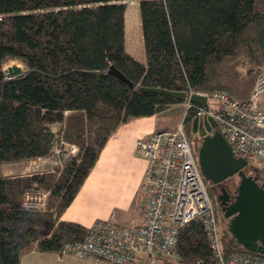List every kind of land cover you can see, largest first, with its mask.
I'll list each match as a JSON object with an SVG mask.
<instances>
[{
    "label": "trees",
    "instance_id": "1",
    "mask_svg": "<svg viewBox=\"0 0 264 264\" xmlns=\"http://www.w3.org/2000/svg\"><path fill=\"white\" fill-rule=\"evenodd\" d=\"M134 1L145 64L124 48V12ZM6 59L25 68L4 70ZM111 67L133 88L109 75ZM263 72L264 0H0V168L48 159L61 144L78 148L75 158L46 173L0 171V264H20L33 247L59 254L63 245L84 241L89 229L60 218L108 139L124 123L186 103L141 89L186 97L218 92L243 101ZM196 116L190 108L182 126L197 161ZM204 183L217 218L216 186ZM30 192L48 194L45 208L24 205ZM221 241L226 252L246 253L227 229ZM176 251L184 264L210 259L201 223L180 230Z\"/></svg>",
    "mask_w": 264,
    "mask_h": 264
},
{
    "label": "built area",
    "instance_id": "2",
    "mask_svg": "<svg viewBox=\"0 0 264 264\" xmlns=\"http://www.w3.org/2000/svg\"><path fill=\"white\" fill-rule=\"evenodd\" d=\"M200 96L216 105L208 104L204 111L186 101V112L194 107L196 117L211 118L233 157L247 164H259L264 174V72L246 100L238 101L218 92ZM64 146L69 145L53 148L50 157L53 166L62 165L78 153L73 145L66 153ZM134 155L147 163L135 222L130 226L99 222L88 230L83 242L63 245L60 256L99 264H132L137 258H147L149 264H156V259L162 257L184 264L176 251L177 236L186 225L199 222L208 240L210 259L191 264H264V255L224 250L215 210L182 124L174 131L161 130L138 140ZM47 196V193H27L24 205L43 209Z\"/></svg>",
    "mask_w": 264,
    "mask_h": 264
},
{
    "label": "crops",
    "instance_id": "3",
    "mask_svg": "<svg viewBox=\"0 0 264 264\" xmlns=\"http://www.w3.org/2000/svg\"><path fill=\"white\" fill-rule=\"evenodd\" d=\"M184 107L185 104L176 105L167 110L179 112L180 120L175 129L186 115ZM163 113L134 119L118 127L108 139L81 190L62 214L60 221L78 224L85 229H90L99 222H112L119 226H130L135 222L147 163L134 155V146L138 140L146 139L157 131L168 130L161 123L155 122L156 117ZM36 161L28 163L35 165ZM9 173L1 171V175L5 177H11ZM92 178L95 180L92 181ZM20 264L99 263L60 256L57 253H39L33 247L21 256Z\"/></svg>",
    "mask_w": 264,
    "mask_h": 264
},
{
    "label": "water",
    "instance_id": "4",
    "mask_svg": "<svg viewBox=\"0 0 264 264\" xmlns=\"http://www.w3.org/2000/svg\"><path fill=\"white\" fill-rule=\"evenodd\" d=\"M109 75L114 76L129 88L133 85L125 77L111 67ZM142 93H151L164 96L180 102L198 105L207 111V98L200 95H192L187 99L185 93L169 92L160 89H141ZM192 134L202 139L197 152V164L201 176L213 186H220L227 179L237 175L239 183L234 192V203L224 207L221 212L224 218H231L227 230L235 245L247 253L264 255V184L257 185L244 173L247 163L242 159H236L222 134L217 130L216 123L211 118L203 116L193 120ZM229 194L225 188L217 197L221 207L226 206Z\"/></svg>",
    "mask_w": 264,
    "mask_h": 264
},
{
    "label": "rangeland",
    "instance_id": "5",
    "mask_svg": "<svg viewBox=\"0 0 264 264\" xmlns=\"http://www.w3.org/2000/svg\"><path fill=\"white\" fill-rule=\"evenodd\" d=\"M124 48H125V52L128 55H130L135 61H137L141 64H145L146 58H145V52H144V47H143L140 15H139L138 4L136 1L128 2L126 4V8H125V12H124ZM12 66H15V67H18L21 69L25 68L24 64L21 61L16 60V59H6L3 63L4 70H7L9 67H12ZM253 88H254V86H253ZM253 88H252L251 92L253 91ZM208 104L211 107L216 105L211 100L208 101ZM184 108L186 111V104H185ZM179 120H180V115H179L178 111H167V112H164L163 114L159 115L158 117H156L155 122L157 124L161 123L163 126H165L170 131H174L175 127L177 125V122ZM53 131L56 132L57 128L56 127L53 128ZM63 148H65L64 151L66 153L70 152L69 146H64ZM77 150H78V148H77ZM77 154L75 156H71L66 162H64V163H62V165H58V166H53L54 161L49 157L48 159H46L45 162L36 161L35 165H31L28 162L2 165L0 168V171L4 170L5 172H10L9 174H11V176H26V175L34 173V172L46 173V172L51 171L53 169V167H59V168L63 167L65 163H67L71 158H75L77 156ZM51 161H53V162H51ZM252 165L255 166L257 169L261 170V166L259 164L253 163ZM32 167H33V169L34 168H36V169L31 170ZM97 177L99 178V170L97 171ZM93 180H95V178H92V181ZM92 181H90V182H92ZM40 193H43V192H40ZM219 195H220L219 191L217 190L216 191V198ZM46 203H47V198H46ZM46 203H45V206H46ZM217 220H218V223L220 225L219 231H220V235L222 238L223 230L226 231L228 224H227L226 220H224V214L221 211L220 212L218 211ZM219 225H218V227H219ZM166 259H168V258H166ZM168 260L170 261V259H168ZM170 262H172V260ZM156 264H158V263H156Z\"/></svg>",
    "mask_w": 264,
    "mask_h": 264
},
{
    "label": "flooded vegetation",
    "instance_id": "6",
    "mask_svg": "<svg viewBox=\"0 0 264 264\" xmlns=\"http://www.w3.org/2000/svg\"><path fill=\"white\" fill-rule=\"evenodd\" d=\"M195 136V140L198 142H202V139H199L196 134H193ZM244 173L247 177H249L251 180L255 181L257 185H262L264 184V174L262 173V170L257 169L255 166L252 164H247V166L244 168ZM239 183V178L237 175L233 176L232 178L227 179L223 184L220 186H216V189L219 191V194H221V189L225 188L229 194V199L226 202V206L221 207L220 205L218 206L219 212L221 209L224 207H229L234 203V192L236 190V187ZM232 218V217H231ZM231 218L225 219L227 224H229V221Z\"/></svg>",
    "mask_w": 264,
    "mask_h": 264
}]
</instances>
